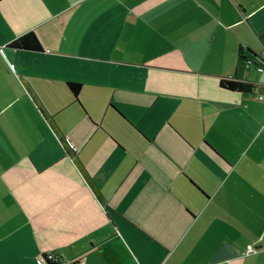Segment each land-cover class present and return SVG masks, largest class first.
I'll list each match as a JSON object with an SVG mask.
<instances>
[{"label":"crops","instance_id":"obj_1","mask_svg":"<svg viewBox=\"0 0 264 264\" xmlns=\"http://www.w3.org/2000/svg\"><path fill=\"white\" fill-rule=\"evenodd\" d=\"M0 47V264H264V102L220 87L264 0H1Z\"/></svg>","mask_w":264,"mask_h":264},{"label":"trees","instance_id":"obj_2","mask_svg":"<svg viewBox=\"0 0 264 264\" xmlns=\"http://www.w3.org/2000/svg\"><path fill=\"white\" fill-rule=\"evenodd\" d=\"M1 1V0H0ZM9 46L20 48V49H26V50H40L41 44L40 41L35 34L34 31H29L21 35L20 37L14 39ZM248 58L247 56H242L243 61ZM71 91L74 93V95L77 97L79 90H80V84L75 82H69L68 83ZM220 87L230 90L239 92L240 94L244 96H249L253 94L255 91H260V87L257 84H255L253 81L248 79H236V78H223L220 80ZM76 164L78 165L80 171L82 172L83 176L85 177L86 181L91 185L92 189L95 191V193L98 195V197L101 199V201L104 202V199L97 188V186L94 184L92 179L90 178L88 172L86 171L85 167L82 165V163L79 162L77 158L74 159ZM51 264V263H50ZM78 264V263H75Z\"/></svg>","mask_w":264,"mask_h":264},{"label":"built area","instance_id":"obj_3","mask_svg":"<svg viewBox=\"0 0 264 264\" xmlns=\"http://www.w3.org/2000/svg\"><path fill=\"white\" fill-rule=\"evenodd\" d=\"M0 51L3 52V48L0 47ZM243 64L245 65L246 68H248V67L254 65V61L251 58H246L243 61ZM257 69L259 71H261L263 68L260 66L259 67L257 66ZM260 89H261L260 91H256L255 97L258 100L264 102V86H261ZM250 250H252L251 247L249 248V251ZM37 263L38 264H50V263L51 264H67V263L63 262L62 260H59L58 257L54 253H51V252H48L46 254L39 256L37 258Z\"/></svg>","mask_w":264,"mask_h":264},{"label":"water","instance_id":"obj_4","mask_svg":"<svg viewBox=\"0 0 264 264\" xmlns=\"http://www.w3.org/2000/svg\"><path fill=\"white\" fill-rule=\"evenodd\" d=\"M237 254L238 252L228 243H223L221 247L218 249V251L215 253V255L213 256L211 261L216 262L219 260L228 259L236 256Z\"/></svg>","mask_w":264,"mask_h":264}]
</instances>
